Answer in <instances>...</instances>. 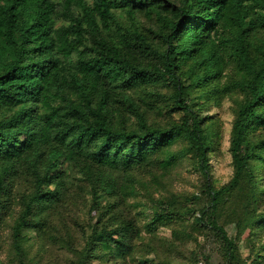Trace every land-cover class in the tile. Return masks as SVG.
Segmentation results:
<instances>
[{"label": "trees", "instance_id": "1", "mask_svg": "<svg viewBox=\"0 0 264 264\" xmlns=\"http://www.w3.org/2000/svg\"><path fill=\"white\" fill-rule=\"evenodd\" d=\"M213 244L264 264V0H0V264Z\"/></svg>", "mask_w": 264, "mask_h": 264}, {"label": "rangeland", "instance_id": "2", "mask_svg": "<svg viewBox=\"0 0 264 264\" xmlns=\"http://www.w3.org/2000/svg\"><path fill=\"white\" fill-rule=\"evenodd\" d=\"M228 103H226L223 107V110L220 111L217 107L212 106L210 109V113L218 112L221 115L222 119V127L224 130V141L222 145V155L215 156L212 158L213 163V173L214 177L218 178V180L222 183L225 182L231 172V164H230V154L228 151V145H229V132L231 127V114L227 111ZM229 232L233 234L234 228L229 227ZM167 234H169V231H166ZM209 251L212 253V258L210 260V264H222L221 258L219 256V252L217 248L213 245L209 246ZM199 264H205L204 261H201Z\"/></svg>", "mask_w": 264, "mask_h": 264}]
</instances>
